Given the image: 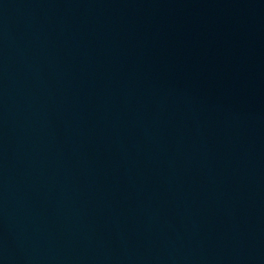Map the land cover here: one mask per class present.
Masks as SVG:
<instances>
[{"label": "water", "instance_id": "95a60500", "mask_svg": "<svg viewBox=\"0 0 264 264\" xmlns=\"http://www.w3.org/2000/svg\"><path fill=\"white\" fill-rule=\"evenodd\" d=\"M0 264H264V0H0Z\"/></svg>", "mask_w": 264, "mask_h": 264}]
</instances>
